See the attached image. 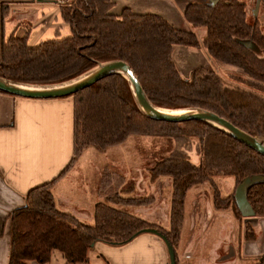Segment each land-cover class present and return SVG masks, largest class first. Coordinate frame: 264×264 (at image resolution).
<instances>
[{
	"label": "trees",
	"instance_id": "1",
	"mask_svg": "<svg viewBox=\"0 0 264 264\" xmlns=\"http://www.w3.org/2000/svg\"><path fill=\"white\" fill-rule=\"evenodd\" d=\"M113 6L112 0L60 4V15L72 32L63 38L29 45L28 31L23 36L12 32L0 43V77L25 85L57 86L83 77L100 64L120 60L132 68L152 105L209 110L253 136L264 134V34L256 23L248 22L243 2L188 4L183 17L193 28L205 29L201 38L195 31L177 28L158 14L136 13L129 7L115 14ZM243 41L255 44L261 54ZM177 45L201 46L211 59L236 68L244 76L233 77L236 83L230 87L216 70L199 66L193 68L190 78H184L172 58ZM66 97L73 99V155L62 174L86 147L104 151L130 135L167 137L176 145L182 138L194 137L199 162L190 160L186 151L189 149L168 146L147 166L151 180L171 178L168 229L120 208L151 203L147 197L122 195L132 187L103 194L102 201L95 203L92 224L56 207L52 193L55 179L31 188L25 204L7 216V264H43L51 260L55 251L66 264L84 263L94 243L125 245L148 228L168 240L177 264L175 247L188 189L203 182L213 184L215 176H232L237 184L246 176H264V155L225 130L200 120L168 122L148 117L128 79L119 73ZM247 199L255 216L264 217V181L248 188ZM221 200L215 190L216 209L222 208ZM232 203L235 204L234 197ZM253 260L252 264H264V254Z\"/></svg>",
	"mask_w": 264,
	"mask_h": 264
},
{
	"label": "crops",
	"instance_id": "2",
	"mask_svg": "<svg viewBox=\"0 0 264 264\" xmlns=\"http://www.w3.org/2000/svg\"><path fill=\"white\" fill-rule=\"evenodd\" d=\"M33 1L0 0V43L14 31L17 36H23L28 31V44L33 45L53 26V19L56 20L57 14H60V4L57 1L58 6L51 13L41 14L43 25L32 34V30L38 25L34 24L38 20L33 21L36 14V9H32ZM45 1L35 0V3ZM112 1L114 6L111 11L115 14L122 8L129 7L136 13L158 14L173 26L187 30L190 25L188 23L185 26L183 11L188 4L212 5L218 0ZM256 2L255 7H258L260 0ZM26 16L30 17L27 28L22 23ZM86 151L82 152L78 162L95 157L93 153L87 154ZM72 155V97L25 98L0 92V264H7L9 257L10 228L7 216L13 209L23 206L27 192L39 184L55 179L52 193L56 207L81 221L84 216L93 219L95 203L103 198L96 192L94 178L86 179L85 176L78 179L77 171L72 168L62 174ZM128 157L127 155L123 160L131 161ZM70 178L72 181H68ZM125 207L121 209L131 213ZM263 219L255 222V256L264 254ZM30 264L39 263L30 261ZM43 264L66 263L60 254L54 253L51 260ZM77 264H168V252L156 235L141 233L121 246L96 242L88 250V260Z\"/></svg>",
	"mask_w": 264,
	"mask_h": 264
},
{
	"label": "rangeland",
	"instance_id": "3",
	"mask_svg": "<svg viewBox=\"0 0 264 264\" xmlns=\"http://www.w3.org/2000/svg\"><path fill=\"white\" fill-rule=\"evenodd\" d=\"M56 1L46 0L44 3H35V0L33 1L34 6L32 9H36L33 21L38 20L37 23H34L38 25L32 30V34L43 25L40 20L41 14L48 15L58 6ZM62 1L67 3L71 0ZM239 1L245 5L248 22L256 23L264 34V0L259 3L258 7H255L257 0ZM255 8L256 12H254ZM29 22L30 17L28 16L22 21L26 28L29 27ZM52 23L53 26L49 28L40 40L63 38L72 33L70 26L63 21L59 13L56 16V20L53 19ZM184 23L187 26L188 23L186 21ZM189 27L191 29L187 30L195 31L200 38L205 34V29L202 27L198 29L193 28L191 25ZM248 42L246 41V43ZM248 44L251 45L250 48L254 52L261 54L255 44H251V42ZM172 58L184 78L191 77L193 68L207 66L220 73L227 85L231 87L236 83L233 77L242 75L236 68L225 66L211 59L201 46L177 45L172 51ZM186 129L188 130V128ZM255 136L264 142V134ZM196 143L197 139L194 137L182 138L176 145L174 140L167 137L130 135L123 143L107 147L104 151H100L93 146L86 147L84 150H87V154L93 153L95 157H92L91 160L86 159V161L78 162L77 160L83 150L72 161L69 168L77 171L78 179L85 176L86 179L94 178L96 192L102 198L103 194H109L108 192L125 191L132 187V191L122 193V195L134 196L135 198L147 197L151 199V203L146 206H120V208L125 207L134 215L163 229H168L172 194L171 178L162 176L151 180L147 166L165 153L168 146L172 148L174 146L178 148L183 146L184 149H189L186 151L190 160L197 164L199 155ZM127 155L129 156L128 158L132 159L129 162L123 160ZM77 175L75 174L76 177ZM212 180L213 184L212 181L203 182L190 187L186 193L181 234L175 247L178 258L177 264H252L254 262L253 258L257 257L255 256L256 245L254 242L256 233L255 222L264 217L241 216L235 204L232 203L237 185L234 177L215 176ZM68 181H72L71 178ZM215 190L218 191L222 199V208L220 209H216L214 206L213 197ZM84 217V223H93L94 220L92 218ZM156 236L162 240L158 235ZM162 242L164 243L163 240ZM54 253L59 254L57 251Z\"/></svg>",
	"mask_w": 264,
	"mask_h": 264
},
{
	"label": "water",
	"instance_id": "4",
	"mask_svg": "<svg viewBox=\"0 0 264 264\" xmlns=\"http://www.w3.org/2000/svg\"><path fill=\"white\" fill-rule=\"evenodd\" d=\"M214 5V4H212ZM243 43L250 48V41ZM251 44H253L251 42ZM252 49V48H250ZM119 73L128 79L135 98L143 110V112L150 118L156 120H163L168 122H183L188 120H200L208 122L216 127H219L229 134L233 135L235 138L256 150L258 153L264 155V143L260 141L256 136H253L237 126L231 123L226 118L205 109H186L185 113L182 114H170L161 112L158 110L157 106L150 103L146 97L140 82L135 75L132 68L123 61L115 60L107 63L100 64L97 68L84 75L83 77L74 80L72 82L57 85V86H32L14 83L3 79L0 77V91L3 93H8L14 96L25 97V98H40V99H50V98H61L70 96L71 94L77 92L78 90L85 88L106 76ZM264 181L263 175H250L246 176L238 182L234 191V200L238 208L239 213L242 217L255 216V212L247 199V190L250 186ZM141 232H150L158 235L164 241L168 256L169 264H176L175 252L173 247L169 244L168 240L158 233L155 229H145ZM140 232V233H141Z\"/></svg>",
	"mask_w": 264,
	"mask_h": 264
},
{
	"label": "bare ground",
	"instance_id": "5",
	"mask_svg": "<svg viewBox=\"0 0 264 264\" xmlns=\"http://www.w3.org/2000/svg\"><path fill=\"white\" fill-rule=\"evenodd\" d=\"M158 110H160L161 112H165V113H170V114H182L185 113L186 110L184 109H168V108H163V107H158Z\"/></svg>",
	"mask_w": 264,
	"mask_h": 264
},
{
	"label": "built area",
	"instance_id": "6",
	"mask_svg": "<svg viewBox=\"0 0 264 264\" xmlns=\"http://www.w3.org/2000/svg\"><path fill=\"white\" fill-rule=\"evenodd\" d=\"M57 2L59 3V4H63V1L62 0H57ZM264 143V142H263Z\"/></svg>",
	"mask_w": 264,
	"mask_h": 264
},
{
	"label": "flooded vegetation",
	"instance_id": "7",
	"mask_svg": "<svg viewBox=\"0 0 264 264\" xmlns=\"http://www.w3.org/2000/svg\"><path fill=\"white\" fill-rule=\"evenodd\" d=\"M262 0H260V2H261Z\"/></svg>",
	"mask_w": 264,
	"mask_h": 264
}]
</instances>
